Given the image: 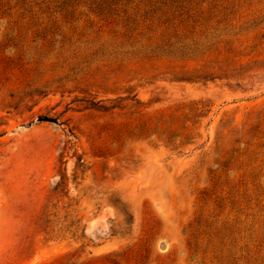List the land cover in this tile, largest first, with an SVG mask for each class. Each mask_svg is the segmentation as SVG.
Returning a JSON list of instances; mask_svg holds the SVG:
<instances>
[{
  "label": "rangeland",
  "instance_id": "rangeland-1",
  "mask_svg": "<svg viewBox=\"0 0 264 264\" xmlns=\"http://www.w3.org/2000/svg\"><path fill=\"white\" fill-rule=\"evenodd\" d=\"M0 264H264V0H0Z\"/></svg>",
  "mask_w": 264,
  "mask_h": 264
},
{
  "label": "trees",
  "instance_id": "trees-1",
  "mask_svg": "<svg viewBox=\"0 0 264 264\" xmlns=\"http://www.w3.org/2000/svg\"><path fill=\"white\" fill-rule=\"evenodd\" d=\"M39 121H47V120H45V119H39Z\"/></svg>",
  "mask_w": 264,
  "mask_h": 264
}]
</instances>
